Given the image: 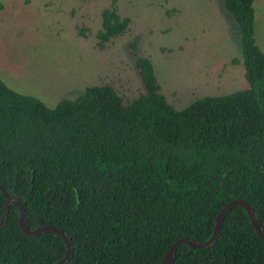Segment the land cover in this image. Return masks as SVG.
Segmentation results:
<instances>
[{
  "label": "trees",
  "instance_id": "16d2710c",
  "mask_svg": "<svg viewBox=\"0 0 264 264\" xmlns=\"http://www.w3.org/2000/svg\"><path fill=\"white\" fill-rule=\"evenodd\" d=\"M240 34L247 88L206 96L179 110L162 92L154 64L136 67L144 91L125 100L110 85L88 87L56 107L12 90L0 78V183L22 201L29 227L55 226L73 242L67 264H163L180 239L206 242L236 200L264 228V52L255 0H218ZM130 21L103 12L99 47ZM7 198L0 188V223ZM10 207L0 230V264H57V233L30 237ZM175 264H264L262 239L242 207L226 216L210 248H178Z\"/></svg>",
  "mask_w": 264,
  "mask_h": 264
},
{
  "label": "rangeland",
  "instance_id": "374dc122",
  "mask_svg": "<svg viewBox=\"0 0 264 264\" xmlns=\"http://www.w3.org/2000/svg\"><path fill=\"white\" fill-rule=\"evenodd\" d=\"M113 3L129 30L100 48L103 12ZM255 8L264 52V0ZM239 40L218 0H0V78L52 108L101 85L135 99L144 91L138 55L152 60L162 92L179 110L232 94L248 86L236 62Z\"/></svg>",
  "mask_w": 264,
  "mask_h": 264
},
{
  "label": "water",
  "instance_id": "95a60500",
  "mask_svg": "<svg viewBox=\"0 0 264 264\" xmlns=\"http://www.w3.org/2000/svg\"><path fill=\"white\" fill-rule=\"evenodd\" d=\"M0 188L4 194V196L7 198V203L5 205V209H4V216L3 219L0 223V230L5 226L6 222H7V217H8V213L10 210V207L12 205H16L19 210H20V226L21 229L24 231V233H26L28 236L30 237H38L41 236L42 234L45 233H57L59 235H61L64 238V241L67 244V254L66 256L57 264H67L68 261L71 259L72 255H73V242L72 239L61 229L55 227V226H46V227H42L39 228L37 230H31L29 227V223H28V218H27V212H26V208L24 206V204L22 203V201H20L19 199L16 198H12L10 197L4 190V188L2 187L1 183H0ZM236 207H242L244 208L247 213L249 214L251 221L258 233V235L264 239V228L263 225L261 223V220L258 216V214L256 213L255 209L252 207L251 204H249L247 201L244 200H236V201H232L230 203H228L220 212L218 218H217V223H216V227L214 230V234L212 236V238L206 242H200V241H196V240H192L189 238H182L180 240H178L168 251L167 255L164 258L163 264H175L176 262V255H177V251L178 248L182 245H189L193 248H210L212 247L217 239L219 238V236L222 233V229H223V223L224 220L227 216V214Z\"/></svg>",
  "mask_w": 264,
  "mask_h": 264
},
{
  "label": "crops",
  "instance_id": "0c3cea01",
  "mask_svg": "<svg viewBox=\"0 0 264 264\" xmlns=\"http://www.w3.org/2000/svg\"><path fill=\"white\" fill-rule=\"evenodd\" d=\"M255 2H256V0H255ZM255 10L257 11V8H255ZM257 13V12H256ZM258 19V16H257V14H256V25H257V20Z\"/></svg>",
  "mask_w": 264,
  "mask_h": 264
}]
</instances>
